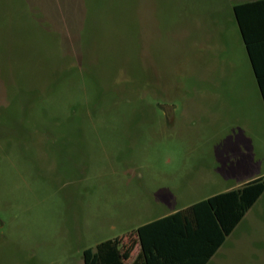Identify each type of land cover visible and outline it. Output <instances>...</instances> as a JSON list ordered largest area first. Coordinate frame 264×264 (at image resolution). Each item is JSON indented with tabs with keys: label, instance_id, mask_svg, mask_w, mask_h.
Here are the masks:
<instances>
[{
	"label": "rangeland",
	"instance_id": "1",
	"mask_svg": "<svg viewBox=\"0 0 264 264\" xmlns=\"http://www.w3.org/2000/svg\"><path fill=\"white\" fill-rule=\"evenodd\" d=\"M241 1L0 0V264H83L112 221L264 175ZM212 264H264V191Z\"/></svg>",
	"mask_w": 264,
	"mask_h": 264
},
{
	"label": "crops",
	"instance_id": "2",
	"mask_svg": "<svg viewBox=\"0 0 264 264\" xmlns=\"http://www.w3.org/2000/svg\"><path fill=\"white\" fill-rule=\"evenodd\" d=\"M251 7L250 9H255L256 11H264V7L262 6ZM262 20H264V12L249 14V25L256 32L259 30L257 23ZM248 181L250 180L247 179L244 183ZM241 185H230L223 190L216 191L185 206H176L172 201L160 200L162 204L166 205L165 209L160 212L152 213V211H150L151 208H148L149 217L138 222L135 221L136 218L126 219L125 221H127L129 225L127 226L126 224L127 227L121 231H117V225L114 221L110 222L109 236L95 242L88 248L94 250L98 243L105 240H111L115 243L119 251L120 261L118 262L115 260L114 254L112 255V252H110V256H107L106 262L103 264H198L201 255V250L198 251L199 240H202L204 237L208 238L206 234L212 229V222L204 218H200L199 220L192 212H183V210L197 201L220 192L237 188ZM155 204L158 205V203ZM119 205L122 206V211L127 214L132 213L131 215H133L137 210L135 207H131L132 204H128L127 202H120ZM175 213L176 215H174ZM171 215H174V217L170 218ZM143 225L146 226L143 228L142 234H138L137 229ZM237 225L231 233L225 237L223 243L210 256L205 264H212L214 262L228 237L236 230ZM201 229H204V232L206 231L203 235H200L202 233Z\"/></svg>",
	"mask_w": 264,
	"mask_h": 264
},
{
	"label": "trees",
	"instance_id": "3",
	"mask_svg": "<svg viewBox=\"0 0 264 264\" xmlns=\"http://www.w3.org/2000/svg\"><path fill=\"white\" fill-rule=\"evenodd\" d=\"M251 6L264 7V0L237 2L232 6V12L264 104V20L257 23L258 32L254 31L249 25V14L264 11L250 9ZM263 191L264 175L256 177L237 188L197 201L183 210V212H192L199 220L204 218L212 222V229L206 234L208 238L204 237L199 240L198 251L201 250V255L198 264H205L208 261ZM174 215H171L170 218H173ZM145 226H140L137 229L138 234H142ZM201 230L200 235H203L206 231ZM110 252H112V255L114 254L115 260L119 262V251L111 240L98 243L94 250L92 248L84 249L82 252L84 264H103Z\"/></svg>",
	"mask_w": 264,
	"mask_h": 264
}]
</instances>
